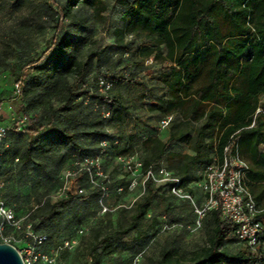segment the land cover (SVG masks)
I'll return each instance as SVG.
<instances>
[{
	"label": "trees",
	"instance_id": "16d2710c",
	"mask_svg": "<svg viewBox=\"0 0 264 264\" xmlns=\"http://www.w3.org/2000/svg\"><path fill=\"white\" fill-rule=\"evenodd\" d=\"M9 1L21 4L25 0ZM122 1L127 5L120 15L123 24L113 29L114 40L121 42L126 34L136 35L141 41L135 51L138 59L133 63L143 65L148 59L160 63L157 71L145 70L149 79L165 87L162 94L148 100L147 109L159 112L163 116L160 120L176 115L182 128L171 126L168 140L183 141L191 150V153L172 151L168 149V140L149 136L143 141L149 155L139 160L141 171L165 158L166 168L177 175L181 185L198 200V183L203 171L222 161L224 147L235 138L238 152L248 164L246 185L256 203L264 204V0ZM52 5L55 8L47 5V18L54 31L46 41L47 46L40 53L29 55L31 47L19 44L25 48L21 51L22 62L9 66L14 84L21 83V94H14L9 103L22 110L19 116L26 114L29 119L20 130H7L6 138L13 133L25 137L21 164L28 162L32 153L47 148H67L76 152L66 159L48 196L60 186V175L65 168L85 157L100 155L101 168L109 179V196L105 202L128 204L123 195L137 186L129 189L131 175L126 170L123 182H118L117 177L108 172L107 164L121 156L134 155L133 146L111 134L107 125L120 126L124 115L129 114L128 105L114 89L121 83L135 86L137 79L126 75L131 70L126 62L114 69H103L99 60L104 50L97 40H92L94 48L88 55L79 53L78 47L88 39L92 26V18L84 7L99 16L106 9L104 0H52ZM53 9H56V18L50 13ZM65 20L72 24L69 30L65 28ZM44 27L45 24H40V28ZM91 54L96 57L94 64L90 62ZM28 71L35 73L33 78L27 77ZM100 78L111 83L105 92H100ZM38 104L47 107L31 118L26 107ZM103 110L109 112L107 117L102 115ZM190 125H194L193 128ZM43 136L50 140L45 141ZM89 136L93 137L87 142ZM102 140L107 142L103 148L100 146ZM193 166L200 168V173L187 176ZM78 185L84 193L47 199L45 208L37 214L39 223L49 222L59 215L70 199L92 200L99 213L100 190L91 187L87 171H82ZM119 187L122 188L120 192L117 191ZM142 190L146 193L136 202L125 224L107 230L90 244V264H99L102 254L112 253L115 243L138 226L147 213L150 198L157 191L175 197L164 185H156L150 179L145 181ZM128 210L117 207L106 213L124 214ZM207 216L211 225L206 241L187 259L165 246L160 249L156 262L151 264H262L258 250L264 246V235L253 247L235 238L234 225L223 220L215 209L205 213L200 227ZM160 217L165 219L166 215ZM195 219L194 213V222ZM151 222H156L155 215ZM30 225L33 232L46 236L39 247L53 237L52 231L41 233L39 225L33 222ZM143 235L138 232L135 240ZM227 240L238 244L239 248L229 250L225 245ZM138 255L140 257L141 253Z\"/></svg>",
	"mask_w": 264,
	"mask_h": 264
},
{
	"label": "rangeland",
	"instance_id": "374dc122",
	"mask_svg": "<svg viewBox=\"0 0 264 264\" xmlns=\"http://www.w3.org/2000/svg\"><path fill=\"white\" fill-rule=\"evenodd\" d=\"M104 3L106 9L99 16L93 15L94 11L84 7V11H87L92 18V26L88 27L91 29L90 36L79 45L78 50L80 55H88L94 48L92 40H97L99 47L104 50L99 60L103 69H114L122 62L130 66L131 70L126 75L135 76L136 85L121 83L114 89V93L120 94L123 103L128 105L129 114L124 115L120 126L111 123L107 128L111 134L118 135L123 143L127 142L133 146L134 155L138 160H144L149 155L148 148L143 143L147 137L157 136L165 141L168 140L171 126L182 127L178 125L176 115H169L171 116L169 124L161 128L159 123L163 116L157 111L151 112L147 109L148 100L162 94L165 87L149 79L145 75V70L157 71L160 63L154 59H148L143 65L138 66L133 63L138 59L135 51L141 41L140 38L126 34L121 42H117L113 36L114 27L123 24L120 15L127 3L122 0H104ZM47 5L55 8L52 0H25L21 4L0 0V125L6 126L9 132L15 130L13 121L22 111L18 106L9 103V99L14 97L15 81L9 66L12 63L22 62L21 51L25 48L24 45L19 44L31 47L29 55L38 54L47 46L46 41L54 31L48 25ZM55 10L50 11L52 18L57 17ZM64 23L67 30L72 27L70 20H65ZM40 24H45V27L40 28ZM95 59V55L91 54V64L96 62ZM26 74L31 79L35 73L28 71ZM46 107L47 105L38 104L34 107L27 105L26 108L31 118H35L36 115L43 113ZM190 126L193 128L194 125ZM43 137L45 141L50 140L48 136ZM92 137H87V142H90ZM24 138L23 135L10 134L6 138L7 145L0 151V200L15 211L24 228L25 225L33 222L40 226L39 232L46 234L53 232V237L39 247L41 251L55 253V250L63 246L66 240L69 242L67 247L57 249L55 264H90V244L107 230L124 225L129 214L133 212L136 202L141 200L146 192L139 185L133 191L124 194L123 198L130 204L129 210L124 214L98 213L92 200L70 199L59 215L49 222L39 223L37 214L45 208L47 199L52 200L53 197L48 194L54 189L58 172L66 159L76 152L67 148L56 150L47 148L32 153L29 161L21 164L20 155L25 145ZM168 149L191 153L186 143L177 139L168 140ZM16 157L19 158L18 161ZM162 160L168 165L165 158ZM107 170L117 177L118 182H123L122 175L126 172L118 159L109 161ZM200 171V168L193 166L187 176L198 175ZM161 214H165L166 218L160 219ZM153 215L156 220L154 223L151 222ZM1 222L0 217V224ZM210 225L211 221L207 216L201 227L196 226L190 204L159 190L150 198L147 213L141 218L138 226L129 231L121 241L115 243L112 253L102 254L99 264L155 263L160 249L165 246L176 250L180 258L187 259L194 249L206 241ZM22 229L4 222L2 227L0 226V242H3L5 236H10L13 238L11 241L13 246L23 245ZM138 232H143L144 235L139 240H135ZM225 245L231 251L239 248L238 244L229 240ZM258 252L262 255V264H264V246H261Z\"/></svg>",
	"mask_w": 264,
	"mask_h": 264
},
{
	"label": "built area",
	"instance_id": "2783aa9c",
	"mask_svg": "<svg viewBox=\"0 0 264 264\" xmlns=\"http://www.w3.org/2000/svg\"><path fill=\"white\" fill-rule=\"evenodd\" d=\"M98 84L100 92H105L111 86V83L105 78H100ZM14 94L16 96L21 94V83L14 84ZM102 115L107 117L109 112L103 110ZM28 119L26 114L18 116L13 121L14 127L20 130L28 122ZM170 119L171 116H167L160 120V127H166ZM6 135L7 127L0 125V151L2 147L7 145L5 143ZM234 139L224 147L222 161L208 166L203 171L202 180L198 183L200 192L198 200L181 185L180 178L167 169L163 161L149 165L141 171L142 163L135 155L121 156L118 159L131 175L129 189H133L139 184L144 189V183L148 179L156 185H164L175 197L189 201L196 214V226H200V220L208 210L215 209L223 220L234 225L233 236L235 238L254 247L259 244L264 235V204L256 203L246 185L248 164L240 156ZM106 144V140H102L100 143L101 148ZM100 160V155L85 157L81 161H75L71 167L65 168L60 175L61 184L52 197L57 199L66 196L68 193H84V189L78 185V180L84 170L88 172L91 187H97L100 190L99 213L103 214L117 207H130V204L125 203L109 205L105 202L109 196L107 186L109 179L101 168ZM140 176L141 179H139ZM121 190V187L117 188L118 192ZM0 217L2 218L1 227L6 222L15 228H23L21 236L23 245L16 248L24 264H55L57 249L69 245L66 240L63 246H59L55 250V253L41 251L39 245L45 240L46 236L33 232L30 223L25 225L24 228L22 221L15 216L13 209L5 205L2 200H0ZM12 240L13 238L10 236L3 238V242L9 244Z\"/></svg>",
	"mask_w": 264,
	"mask_h": 264
},
{
	"label": "water",
	"instance_id": "95a60500",
	"mask_svg": "<svg viewBox=\"0 0 264 264\" xmlns=\"http://www.w3.org/2000/svg\"><path fill=\"white\" fill-rule=\"evenodd\" d=\"M0 264H24V262L16 247L0 242Z\"/></svg>",
	"mask_w": 264,
	"mask_h": 264
},
{
	"label": "crops",
	"instance_id": "0c3cea01",
	"mask_svg": "<svg viewBox=\"0 0 264 264\" xmlns=\"http://www.w3.org/2000/svg\"><path fill=\"white\" fill-rule=\"evenodd\" d=\"M200 198V197H199Z\"/></svg>",
	"mask_w": 264,
	"mask_h": 264
}]
</instances>
